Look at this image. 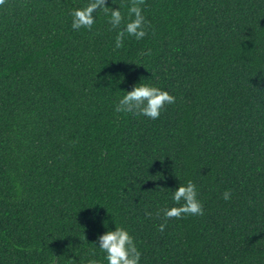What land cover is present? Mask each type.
Returning a JSON list of instances; mask_svg holds the SVG:
<instances>
[{
    "label": "trees",
    "instance_id": "obj_1",
    "mask_svg": "<svg viewBox=\"0 0 264 264\" xmlns=\"http://www.w3.org/2000/svg\"><path fill=\"white\" fill-rule=\"evenodd\" d=\"M83 3L0 6V264H82L115 225L140 264H264V0H143L119 49ZM140 81L176 97L156 120L113 110ZM189 179L204 215L165 221Z\"/></svg>",
    "mask_w": 264,
    "mask_h": 264
},
{
    "label": "clouds",
    "instance_id": "obj_2",
    "mask_svg": "<svg viewBox=\"0 0 264 264\" xmlns=\"http://www.w3.org/2000/svg\"><path fill=\"white\" fill-rule=\"evenodd\" d=\"M5 3L6 0H0V6ZM112 5L118 7L110 6L107 0H84L82 6L74 7L69 13L72 29L92 31L98 19L101 16L106 17L110 29L116 32L114 44L116 49L124 46L126 36L140 41L148 35L151 24L144 15L143 0H132L127 5L121 0H112ZM175 101L176 97L167 89L140 81L119 97L113 110L116 113L133 114L156 120L165 106L174 104ZM231 197V191L226 190L223 193L225 201L231 200ZM170 198L173 205L161 210L165 221L173 218L182 219L189 215H204V206L199 199L197 185L192 180L179 183ZM165 227L166 223H161L159 231L163 232ZM94 245L95 247L86 250V256L80 257L82 264H140L142 253L137 247L134 236L124 226L115 225L114 229H108L98 235ZM97 248L99 253L96 251Z\"/></svg>",
    "mask_w": 264,
    "mask_h": 264
}]
</instances>
